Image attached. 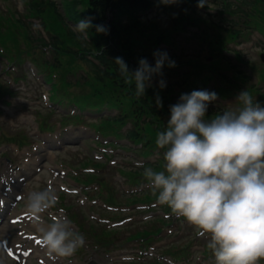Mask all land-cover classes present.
Wrapping results in <instances>:
<instances>
[{"label":"clouds","instance_id":"9594fccd","mask_svg":"<svg viewBox=\"0 0 264 264\" xmlns=\"http://www.w3.org/2000/svg\"><path fill=\"white\" fill-rule=\"evenodd\" d=\"M174 3L175 0H161ZM200 0L198 7H203ZM106 33L102 25L82 19L76 32L88 38V30ZM155 64L146 59L129 71L117 57L120 75L126 84L135 85V95L143 97L159 75L166 52L153 53ZM169 67L175 62L169 61ZM164 88L165 81H158ZM217 99L215 92L194 90L181 94L170 106L166 128L155 137L158 149H164L163 170L144 168L143 177L160 205L167 206L177 219L192 226L198 237H207V249L215 264H261L264 261V106L244 90L236 98L239 107H228L206 119L208 104ZM156 106L162 107L157 96ZM142 166V165H141ZM58 203L51 187L32 191L26 201L27 214L33 217L41 233V242L49 255L66 258L84 244V237L63 216L43 215ZM127 260V258H124Z\"/></svg>","mask_w":264,"mask_h":264},{"label":"trees","instance_id":"16d2710c","mask_svg":"<svg viewBox=\"0 0 264 264\" xmlns=\"http://www.w3.org/2000/svg\"><path fill=\"white\" fill-rule=\"evenodd\" d=\"M253 1L256 0H252V2ZM34 2L30 4V9L34 13V15H39L41 14V12L48 9V11H51V13H53L57 17L60 23V30H62V32H65L66 35H68L72 39V36L67 30V26L65 25L63 18L57 13L56 6L54 4L45 3L43 2V0H40L37 3ZM87 4L88 9L84 13V15H77V13L73 12V7L70 6L69 17L74 20L86 19V17H91L92 24L104 26L106 29V33H98L95 27L90 28L88 30V36L90 37L91 42L89 43V46L87 48H85L80 41L73 39L72 45L74 47L80 48V51L82 53L91 54L93 56H95L96 50H100V48L106 46V49L100 50V54L97 57L104 69H100L98 66H94L93 74L99 81L107 82L106 84H109L111 94L114 95V102H116L114 103V105L120 108L127 107L129 110L127 117H131L134 123V103L138 104L140 110L139 115H142V110L144 109L146 100H136L134 98V86H131L130 84H126L124 82V77L120 75L118 65L115 64L114 60L117 57L122 58L127 64L129 71H134V63L131 66L129 65V63L131 60H133L134 62V57L139 59L140 55L134 54V45L131 48V40L134 37H130L129 33L124 28L118 27L120 26L121 20L119 13H121L122 10H134L143 8L146 5L145 0H87ZM109 8L111 10L112 22L109 24V26H106V12ZM237 11H240L239 7H237L236 12ZM53 40L55 52H58L60 50H68L71 54H75L70 46H66L65 42L59 37L56 36L53 38ZM120 40L121 43H116L118 47H115L111 43L113 41L119 42ZM118 49H120L122 52L118 53ZM156 93L157 89L153 87L145 91L146 96L156 95ZM146 110H151L150 105L146 104ZM122 119L123 118L119 117L115 118V120H117L118 122ZM130 136L134 138V132H131Z\"/></svg>","mask_w":264,"mask_h":264},{"label":"rangeland","instance_id":"374dc122","mask_svg":"<svg viewBox=\"0 0 264 264\" xmlns=\"http://www.w3.org/2000/svg\"><path fill=\"white\" fill-rule=\"evenodd\" d=\"M55 1L60 7H62V0H53ZM171 6L173 8V11L175 13H182L183 9H186L185 6L180 3L178 0H175L174 3H171ZM25 6L22 2V0H0V15L2 19L0 20V33L4 34H9L10 30H12V26H14L11 22L10 16H12L13 14V18H17V16H20V14L25 13L26 9H24ZM5 10V11H3ZM6 10H8V12H6ZM260 11H264L263 8H260ZM7 13V14H5ZM18 18H23V17H18ZM196 18H202L203 20H205L207 23L206 25H204V23L199 22L200 26H202L204 29H206V26H210L209 22L211 20H213L214 22H218V20L216 18H212L211 16H207L204 12H201L198 16L196 15ZM9 19V20H8ZM31 21V19H27V22ZM163 25L166 26L168 21H166V17L163 18L162 21ZM36 26H40L38 22H35ZM213 28H207V30L209 32H211ZM253 34L251 37V41L247 42L244 47V49L241 52V54L244 55H248V56H244L245 60H247L248 62L246 63V65H242V67L249 73V74H255L256 77H259V73L255 71V68L257 69H261V67H263L262 65L259 64V54L261 52V46H263L264 44L261 42V35L257 30H252ZM196 30L195 29H190L187 32H182L179 35L176 36L175 38V46L174 47H161L162 49H164V52H166L167 54H171L173 52H176L177 54L179 53V49H181V59H183L181 61V64L177 67H179L181 69L182 72H190L191 70L188 68L187 63H186V56H191L194 54V52L197 49H200L201 47V43L196 40V39H192L191 35L193 33H195ZM212 33V32H211ZM223 35V34H221ZM211 36H213L211 34ZM46 37V36H45ZM185 38H187L188 41H185ZM210 38L209 36L207 37V41H209ZM203 42V41H202ZM253 45V46H252ZM251 46V47H250ZM228 47H232L233 49H235L236 47L242 48L241 45H235V44H230L228 45ZM207 53L204 52L203 56H205ZM204 59V58H203ZM174 66V67H175ZM251 66V67H250ZM173 68V67H172ZM264 70V67H263ZM175 80V77H173L171 79V81L173 82ZM254 82V81H253ZM28 84L23 88V91L18 90V96L13 99L10 100L11 101V105L13 106V110L14 108H16L14 111H12L10 109V107L5 108L3 114L1 115V119L3 121V125L5 126V128H11V129H22L25 130L28 134L30 131H32V128L28 125V120L31 118V120L33 119L32 117V113L34 110H39V111H44L46 112L47 109L44 108V106L38 102L40 94L42 92V90L44 89L41 86V82L36 81L33 78H29V81L27 82ZM261 88H264V84H260L259 85ZM220 105H224L227 104L224 101L223 102H219ZM226 107H230L228 105H226ZM25 111H24V110ZM8 113V114H6ZM5 114V115H4ZM90 143H87L85 147H91L89 145ZM87 148H83L81 147L80 149L78 147L69 149L67 152H65L64 154H62V160L65 162V160L68 161V164L70 162H75L78 158H81L82 156H85L87 154H89V157L92 155L94 156L95 153H97L98 151H88ZM16 154V153H15ZM17 158H18V162L20 160V155L16 154ZM56 156V155H55ZM124 156V155H123ZM121 157L119 154L116 155V157H112V159H116L119 160L121 163H125V162H130L127 161V159L129 158V155H125L124 157ZM129 160V159H128ZM57 164H59V161H56ZM20 163V162H19ZM114 166V165H111ZM69 167V166H68ZM110 167V166H109ZM111 170H113L112 168H107L104 171V174L106 177L109 178L110 182L112 181V183L119 185V182L117 180H114L113 177V173L111 172ZM119 181H121L119 179ZM38 184H40V182H38ZM52 185L55 186V181L52 182ZM54 188V187H53ZM29 189H37L35 182L32 181L31 184L29 185ZM124 189H129L128 187L124 186ZM73 201H68V204H72ZM77 204V208H80V204ZM84 210V209H83ZM85 211V210H84ZM130 212L124 213L123 215H127ZM131 215V213L129 214ZM140 217L136 218V221L139 220ZM85 244V241H84ZM130 245L134 246L133 244H128L126 247H130ZM195 247H197L198 249L201 247L200 244H197ZM202 248V247H201ZM0 260H2L0 258ZM3 261V260H2Z\"/></svg>","mask_w":264,"mask_h":264}]
</instances>
